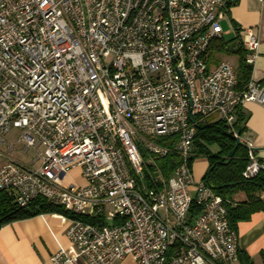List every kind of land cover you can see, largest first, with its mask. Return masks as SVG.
Returning <instances> with one entry per match:
<instances>
[{
  "label": "built area",
  "instance_id": "1",
  "mask_svg": "<svg viewBox=\"0 0 264 264\" xmlns=\"http://www.w3.org/2000/svg\"><path fill=\"white\" fill-rule=\"evenodd\" d=\"M230 1L0 0V192L105 221L64 216L76 252L52 264H242L223 199L192 169L197 125L215 117L247 149L243 177L264 171L234 127L238 106L264 107V86L237 92L233 65H211ZM239 38L253 67L260 42ZM18 144L30 168L13 161ZM170 153L165 177L156 160Z\"/></svg>",
  "mask_w": 264,
  "mask_h": 264
},
{
  "label": "crops",
  "instance_id": "2",
  "mask_svg": "<svg viewBox=\"0 0 264 264\" xmlns=\"http://www.w3.org/2000/svg\"><path fill=\"white\" fill-rule=\"evenodd\" d=\"M220 23L221 26L225 23V28H222L226 41L235 38L240 40L241 32L253 30L260 47L251 79L264 86V0H238L235 5L226 6ZM217 53L221 54L214 48L212 66L229 60L225 57L226 60H219L216 57ZM225 53L238 54L228 51ZM241 108L246 117V131L243 137L253 144L257 159L264 162V107L250 102L242 105ZM216 121L215 117H212L205 122ZM216 152L218 148L214 147L213 153ZM209 166L210 164L206 162L195 164L193 161L192 169L194 167L196 179L203 180ZM80 179L83 180L81 176ZM83 184H85L84 180ZM233 198L235 202H243L246 196L243 192H238ZM63 219L64 216L48 214L4 225L0 229V264H52L51 257L60 248L75 254L76 249L66 235L69 224ZM237 232L242 254L249 257L252 264H264V212L255 213L250 221L240 223ZM116 264H135V262L132 258H127Z\"/></svg>",
  "mask_w": 264,
  "mask_h": 264
},
{
  "label": "trees",
  "instance_id": "3",
  "mask_svg": "<svg viewBox=\"0 0 264 264\" xmlns=\"http://www.w3.org/2000/svg\"><path fill=\"white\" fill-rule=\"evenodd\" d=\"M238 0L230 1L227 6H232ZM238 41L240 55V67L237 72V92H244L251 80L253 67L246 63V52L241 46L240 40L235 38L231 40ZM231 41L215 43L213 49L223 53L227 51V47ZM246 117L241 106L237 107L236 121L234 127L238 133L243 136L245 133ZM164 145L166 141H160ZM195 157L204 156L209 159V170L204 177L205 183L217 194L223 201L227 209V219L230 225L237 231L238 225L251 220L252 216L258 212H264V171L257 174L252 179H245L243 172L248 165V153L244 145H239L236 153L228 165L227 162L230 152L235 148V137L230 133L224 121L216 122H200L197 125V135L194 141ZM218 148V152L213 153L209 147ZM177 156L170 153L165 158L156 160L157 167L161 170L165 177H169L175 168ZM215 168L210 172L211 168ZM243 192L246 199L243 202H235L234 195ZM200 209L197 205H193L191 209L192 217L197 216ZM56 214L67 216L69 218L82 220L86 223L97 224L105 223L103 219H93L84 216H75L65 211L60 206H54L45 198L39 197L31 201L26 207H19L14 203V199L6 192H0V229L9 223L21 220L31 219L41 215ZM240 260L242 264H252L250 258L242 254L240 251Z\"/></svg>",
  "mask_w": 264,
  "mask_h": 264
},
{
  "label": "rangeland",
  "instance_id": "4",
  "mask_svg": "<svg viewBox=\"0 0 264 264\" xmlns=\"http://www.w3.org/2000/svg\"><path fill=\"white\" fill-rule=\"evenodd\" d=\"M222 27L225 28V23H222ZM216 57L219 60H226L225 58H229L228 61L233 65L236 73L238 72L239 67H240V55L239 54H236V55L233 54V55H231V54H227V53L223 52L221 54L217 53L216 54ZM19 133H20V131L13 130L9 134L8 137L13 142H16L17 139H18ZM209 149H210L211 152H213L214 146H210ZM1 150L4 151L3 149H1ZM23 151H24V146L23 145H20V144L16 145L15 151L12 154L13 161L16 162V163H18L19 165H22L24 167H27V168L29 167L30 168V163L35 158V154L33 152H29V153L25 154ZM198 162H206V163H209V159L207 157H204V156L203 157L202 156H199V157H197L194 160V163L195 164L198 163ZM3 164H4V160L0 158V167ZM38 167H39V165H37L34 169H37ZM208 170H209V168H208ZM193 171H194V167H193ZM78 172H81V170L79 168H74L71 171L70 175L68 176V180L70 182L76 183L77 185L78 184L81 185V184H83V180L80 179V173H78Z\"/></svg>",
  "mask_w": 264,
  "mask_h": 264
},
{
  "label": "water",
  "instance_id": "5",
  "mask_svg": "<svg viewBox=\"0 0 264 264\" xmlns=\"http://www.w3.org/2000/svg\"><path fill=\"white\" fill-rule=\"evenodd\" d=\"M227 51L230 52V53H238L239 52V46H238V43L234 42V43H231L228 45L227 47ZM235 141H236V146L235 148L230 152L229 156H228V160L227 162L223 163L224 165H228L231 160L233 159L235 153H236V150L238 149L239 145H242L240 140L238 138H235ZM215 168V165L211 168L210 172Z\"/></svg>",
  "mask_w": 264,
  "mask_h": 264
}]
</instances>
